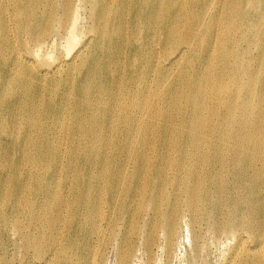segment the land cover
<instances>
[{
    "label": "bare ground",
    "instance_id": "bare-ground-1",
    "mask_svg": "<svg viewBox=\"0 0 264 264\" xmlns=\"http://www.w3.org/2000/svg\"><path fill=\"white\" fill-rule=\"evenodd\" d=\"M262 7L264 0H0V225L18 219L19 212L26 215L31 236L24 243L36 252V264L50 260L48 247L39 251L44 234L35 230L50 229L55 238L61 227L70 234L74 219L88 227L83 246L88 264H99V243L106 248L104 264L111 257L128 264L144 255L153 263L159 251L166 258L163 264H170L181 249L183 223L194 264L212 241L220 240L227 246L214 264H264V75L260 86H244L239 78L244 58L236 49L237 42L256 38L244 36L247 23L240 14L256 21ZM62 37H69V52L59 48ZM231 39L236 40L221 52ZM49 43L53 49H47ZM257 45L256 68L261 70L264 35ZM214 54L229 73L213 71ZM198 55L203 67L197 66L202 70L191 99L202 107L191 113L186 129L163 137L161 144L150 142L155 148L147 147L146 137L141 148L127 147L137 135L140 108L164 118L168 112L162 103L171 97L163 94L173 88L172 105L178 99L177 79L169 81L170 63L177 67L186 58L183 71L188 74ZM129 79L137 86L130 88L128 107L121 109ZM192 83L187 77L184 85L190 89ZM224 94L230 102L223 101ZM155 95L162 96L156 108L150 104ZM210 102L218 108L207 121ZM50 112L75 120L73 129L83 134L77 144L84 148L83 182L57 181L60 148L51 154L44 150L48 129L42 117ZM119 116L124 123L132 121L130 128L121 130L116 146L111 139L101 142L102 130L107 138L115 133ZM102 117L108 121L101 127ZM151 122L139 134L146 136ZM225 123L229 128L220 127ZM77 146H68V167L79 156ZM16 148L20 160L34 165L36 180L49 184L24 210L22 193L11 201L14 193L8 188L16 178L10 154ZM30 172L25 166L19 170L21 187L34 178ZM50 199L56 203L48 206ZM126 236L131 250L123 249ZM0 264H7L1 244Z\"/></svg>",
    "mask_w": 264,
    "mask_h": 264
},
{
    "label": "rangeland",
    "instance_id": "rangeland-1",
    "mask_svg": "<svg viewBox=\"0 0 264 264\" xmlns=\"http://www.w3.org/2000/svg\"><path fill=\"white\" fill-rule=\"evenodd\" d=\"M250 5L246 4L245 7L248 8ZM212 6L211 8H213ZM260 13V18L256 21L254 20H244L242 14H240L241 20L247 23V29L245 31V35L251 34L253 37L256 36V38L250 42V43H242V42H237L236 43V49L243 54L244 60L241 62V70L242 72L239 75V78H242L243 81L246 82L244 86H250V87H258L262 83V76L264 75V69L258 70L256 68V58L258 55V52L260 50V46L257 45V39L264 35V7H262L259 10ZM84 23V22H83ZM109 23L112 24L114 23V19L110 18ZM209 31L207 30V34ZM239 34V30H236V35ZM235 38V37H234ZM61 39V41H60ZM58 39V43H60L59 48L64 52H69L68 44H66L67 40L69 42V37H62ZM66 39V40H65ZM233 40L236 39H231L224 47L226 48L225 51L221 52H226L228 48L230 47L231 43ZM66 41V42H65ZM66 46H65V44ZM208 41H204L202 44H207ZM50 45V46H49ZM47 46V49H53L51 47V43H49ZM53 45V44H52ZM218 43L216 47H218ZM68 46V47H67ZM65 48L67 49L65 51ZM211 59H213L214 67H211L214 72H219L222 70L225 74L226 72H230V68H225L224 64H218V56L214 54ZM262 61L264 63V56L262 58ZM160 61H157L156 63H159ZM172 62V61H171ZM186 58L184 62L181 65H178L177 67L171 65L170 67L172 70L170 71V78L169 81L174 78L177 79V82L179 84V92H178V99L175 100V104L172 105L173 101V88L170 89L168 93H164L163 95H168L171 98L167 99L162 103L164 107L166 108L168 115L164 118L159 117L158 114H155L153 117L152 114L148 110H142L140 108V114L137 119L139 122V128L137 135L134 137V140H131L128 142L127 147L133 146L135 148H141V144L146 137L148 141L147 147H156L153 146L150 142L158 143L161 144L160 140L163 137L167 138H172L180 135L184 129H186V122L190 119L191 113L197 111L199 108H201V103L192 100V96L195 94V86H194V81L196 76H198L202 70L197 69V66L202 63L203 67V60L202 56L198 55L197 58L194 61V67L193 69L187 74L186 72L183 71V67L185 65ZM157 66H162L161 64H157ZM167 66V65H164ZM159 75V73L153 74V77L156 78ZM226 76V75H225ZM178 77V78H177ZM187 77H190L193 81L190 89L186 88L184 85L185 80ZM223 81L227 82L228 85L229 83V78L224 77ZM137 85L134 83L132 79L128 80L127 88L126 91L124 92L122 96V101H121V109L128 107V104L126 103V100H129L131 95H130V88L131 87H136ZM209 87L207 88H202L199 89L198 92H203L205 90H208ZM211 91H213V87H211ZM188 94V98H187ZM129 97V99H128ZM239 96L236 98V101H238ZM223 101L225 103L230 102L231 98L228 94H224L222 97ZM146 99L142 98L140 96L139 101L140 103L145 102ZM162 100L161 95H155L153 96V100H150V104L154 103V107L156 108ZM235 101V102H236ZM253 105H256L255 102H253ZM136 109H139L138 106H134ZM217 106L210 102L208 105L207 109L205 112H207L208 119L212 116L213 112L217 110ZM249 109V108H248ZM238 110V109H237ZM104 111V104H101V107L99 109V113L102 116V113ZM222 112L221 110H218L217 115ZM172 115L176 116V119H172ZM152 120L150 123V130L144 136L143 134H139L140 131L143 129L145 124ZM42 121L44 123V126L48 129V131L45 130V135L47 138L46 145H44V150H46L47 154L53 153L57 148H60V154L58 156V163L59 165L55 168L56 174H57V181L59 184L65 182V180H69L72 178V181H84V172H86L85 167H84V160L80 154L82 153V150L84 149L83 147H78L77 144L78 142L83 139V134L81 132H76L73 128L75 126V120L69 119L68 116L64 118H55L52 117V113L50 112V117L43 115ZM108 121V120H107ZM107 121H103V117L100 121V126L104 123H107ZM132 121H126L124 123L123 119L121 116L118 117L117 122L115 123L116 130L114 134H109V137H106L105 131H101V142L107 141L111 139L114 143V146L117 145L119 142V135L122 129L125 128H130ZM228 127L229 126L225 123L222 124L220 127ZM98 143V141H97ZM72 148L74 145H76L77 148V154L79 155L77 159L71 163V165L68 167L66 162L68 160V153H69V148L68 146ZM19 148H16L12 152L10 151L11 154V162H12V172L15 173L14 175L16 178H12L8 182V188L9 190L12 189V192L14 195L11 197V201H16L18 200V196L21 194V198L19 200V205L21 206L20 210H24L25 208L31 206V204L34 202L36 196H37V191L44 185H49L47 182H38L36 180V172H35V167L31 163H25L22 160L19 159ZM55 156H51V158H54ZM49 158V161H52V159ZM23 163V164H22ZM64 164V165H62ZM19 165L21 166L19 168ZM25 166L30 172L31 175H34V178L27 183L26 185H23L21 187V182L18 179L19 178V170ZM32 166V168H31ZM56 203L55 199H50L47 202L48 206L53 205ZM7 208V200L5 199V205L3 206V210L5 211ZM8 216L11 217V210L8 207ZM51 212L47 210H43V214H50ZM75 216V214H72ZM8 220V217H7ZM29 221L26 218V215L23 212H19V218L18 219H11L6 224H1L0 225V244L1 246L5 248L6 252V257H7V264H36L35 262L37 261V254L31 248V246H26L25 241L29 236H31L29 233ZM72 231L70 234L69 228L62 229L61 227L59 228L58 232L55 233L56 237L53 235V231L50 229H44V230H39L36 229L35 233L42 232L43 238L40 243V248L39 251L43 250L44 248L48 247L47 249V258L50 260L49 264H79V261L81 262L80 264H88V261L85 260V255L86 251L83 249L84 244L87 241V235H88V227L86 224L81 220L79 222V219H74L72 220ZM23 232L27 233L26 236H22ZM189 234L188 227L183 223L181 224L179 228V248L180 250H177V256L173 257L172 260L170 261V264H194V259L191 256L190 250L192 249V240L191 236ZM127 235H131V231L127 232ZM209 236V234H208ZM109 240L107 239L106 242ZM225 240H220L219 242H215L212 244L210 243L207 249L205 250L204 255H202L203 258H201V262H197V264H214L220 259L222 252L225 251V248L227 246V241L224 244ZM229 241V240H228ZM223 245V247L221 246ZM100 246H98L95 249V254L98 257L100 255L101 260H99V264H104L102 256L103 252L105 253V249L103 244L99 243ZM35 247V246H33ZM213 247V248H212ZM132 248V242H130V239L128 236L125 237V244L123 249H130ZM178 248V249H179ZM220 248V249H219ZM223 250H222V249ZM208 250V251H207ZM38 251V252H39ZM118 252V251H117ZM139 252V251H137ZM208 252V253H206ZM221 252V253H220ZM161 252H157L156 257L157 260L154 261L153 263H148L146 256L144 255V258L140 260H135L131 261L128 264H163L166 262V258L164 259L161 257ZM207 254V255H206ZM217 258H216V257ZM215 259V260H214ZM32 260V261H31ZM217 260V261H216ZM126 261H120L116 257L113 258L111 257L108 262L105 264H126Z\"/></svg>",
    "mask_w": 264,
    "mask_h": 264
}]
</instances>
